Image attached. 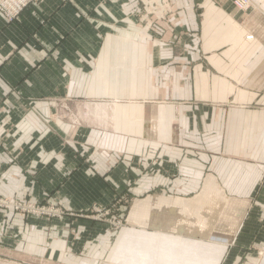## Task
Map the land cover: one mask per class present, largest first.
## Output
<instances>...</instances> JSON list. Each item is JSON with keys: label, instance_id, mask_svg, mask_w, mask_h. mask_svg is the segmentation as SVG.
<instances>
[{"label": "crops", "instance_id": "0c3cea01", "mask_svg": "<svg viewBox=\"0 0 264 264\" xmlns=\"http://www.w3.org/2000/svg\"><path fill=\"white\" fill-rule=\"evenodd\" d=\"M175 1L179 33L198 31L197 0ZM202 4L206 15L213 12L219 29L213 26V34L264 30L263 13L238 11L232 0ZM139 13L138 0H42L11 23L0 16V198L59 203L68 212L24 218L0 209V225L11 228L1 232L3 249L40 247L41 258L100 259L107 253L96 249L114 236L105 223L84 218L94 207L110 209L126 198L124 217L137 225L142 206L147 220L162 206L180 225L188 210L202 212L201 196L215 194L210 182L217 194L260 190L264 61L246 54L234 62L221 52L213 60L197 55L194 66L171 62L164 54L170 45L147 33L146 42L138 40L145 33ZM213 47L227 46L203 42L195 51L204 55ZM225 100L232 106L222 105ZM235 179L253 186L235 190ZM233 209L223 205L217 222L226 226L212 229L209 239L242 245L231 257L243 261L245 247L264 240V206L242 209L237 221ZM251 212L261 221L252 225Z\"/></svg>", "mask_w": 264, "mask_h": 264}, {"label": "rangeland", "instance_id": "374dc122", "mask_svg": "<svg viewBox=\"0 0 264 264\" xmlns=\"http://www.w3.org/2000/svg\"><path fill=\"white\" fill-rule=\"evenodd\" d=\"M142 1L138 0L140 6L139 20L144 24V34H139L138 40L140 42H146V33L149 34L150 41L156 43L170 45V50L166 51L165 57L169 55L170 61H185L194 66L197 55L209 57L210 60L218 59L222 52V58L229 59L234 62H241L243 57L247 54L251 57V60L264 61V30L254 33H243L241 31L230 32H213V26L216 27L215 21L211 19L212 13L206 12L204 0H197L194 5V11L197 13L198 31L195 29L190 30L188 28L187 33H179V5L175 0H153L155 4L152 5L154 8V15L151 10L143 6ZM233 5L238 11L255 10L258 13L264 14V0H232ZM158 5V6H157ZM211 11L218 12L213 5L208 4ZM161 9V12H160ZM205 17V18H204ZM207 17V18H206ZM143 18V19H142ZM206 19V20H205ZM189 22V20H188ZM196 22V21H195ZM213 22V23H212ZM203 25V29H202ZM141 25H139V28ZM194 27V26H193ZM196 28V27H195ZM142 29V27L140 28ZM217 30H219L216 27ZM190 30V31H189ZM194 30V31H193ZM193 31V32H191ZM203 33V36H202ZM197 34V35H196ZM205 42L206 47L210 48L213 45H224L223 48L226 52L216 51L213 49L202 51L199 53L195 51V48H199ZM260 47V51L257 52ZM229 49V51H227ZM250 50V51H247ZM143 53L140 52V55ZM162 54V53H161ZM202 57V58H203ZM249 58V57H248ZM174 65H171V75L174 73ZM187 70V92L189 91V80L190 75ZM231 99L230 102H232ZM240 103L246 102V100H235ZM253 104V101H251ZM231 105L229 101L222 102V105ZM173 124V123H172ZM150 126V125H149ZM260 182V183H259ZM260 190L254 195H226L217 194L218 186L214 185L213 182L209 183L208 191L214 192L213 195H203L197 203L202 207L201 213L186 212V223L184 220L179 225L178 217L172 212L169 216L164 215L163 207L159 206L155 216L147 220V209L145 206L140 207L138 215L141 216L137 223L133 222L128 218L124 217L125 210L129 207L130 199L124 198L119 200L120 202H114L110 209H99L92 208L90 212L85 213L84 218H89L93 221L105 223L109 226V233L114 236V240L106 246H100L96 249L98 252L101 251L107 253L100 259H78V260H67V259H48L40 255V247H36V250H30L28 253L13 251H7L0 245V264H238L240 256L235 253L234 258L231 257V251H237L238 247L242 246L237 243H216L210 241V232L215 229L218 231L219 227L226 226L219 224L217 221H221L224 214L221 212L223 205H232L234 207L233 213L235 221H237L244 213H241L242 209L251 206H264V177L259 181ZM235 190L247 189L250 181L247 180H234L231 182ZM249 185V186H248ZM222 185L220 184V187ZM247 191V190H244ZM1 199V198H0ZM7 204H10L9 208L13 209V205H21L29 208V201H10L3 199ZM37 204V203H35ZM40 205V204H37ZM193 205V202H192ZM191 205V206H192ZM177 206V204L172 207ZM123 207V209H122ZM54 208L58 209L62 214L56 216H45V217H61L65 214L62 204H57ZM4 210L3 208H0ZM129 210V209H128ZM15 211V210H14ZM17 214L22 215L24 218L29 216H37L32 213H22L15 211ZM126 213V212H125ZM130 214V211L127 212ZM70 214V213H69ZM256 212H251L252 225L259 219L261 221V214L255 216ZM247 215V214H246ZM170 217V220L168 219ZM197 219V220H196ZM263 222V221H262ZM8 223L3 227L0 225V239L3 237L1 233L3 228L7 233L10 227ZM6 235V234H5ZM227 252H230V256H226ZM247 254L245 260L241 261L240 264H264V240H256L255 243L247 245L245 250ZM224 252V257H223ZM215 256L220 258V261L214 259Z\"/></svg>", "mask_w": 264, "mask_h": 264}, {"label": "built area", "instance_id": "2783aa9c", "mask_svg": "<svg viewBox=\"0 0 264 264\" xmlns=\"http://www.w3.org/2000/svg\"><path fill=\"white\" fill-rule=\"evenodd\" d=\"M42 0H0V16L8 23H11L17 20L20 16V13L26 8L35 3H38ZM143 6L151 10L150 13L154 15V8L152 7L154 3L153 0H144L142 1ZM158 6V5H157ZM161 12V9H160ZM10 204H7L6 201L0 199V208L7 209ZM15 211H20L22 213H32L37 216H56L62 214L58 209L53 206H43L37 205L35 203L29 204V208L23 207L21 205H13ZM66 211L63 210L65 214Z\"/></svg>", "mask_w": 264, "mask_h": 264}]
</instances>
